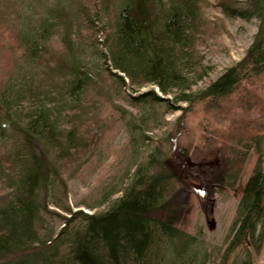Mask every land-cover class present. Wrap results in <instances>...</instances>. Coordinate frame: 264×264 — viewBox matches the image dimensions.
Here are the masks:
<instances>
[{
	"label": "trees",
	"instance_id": "obj_1",
	"mask_svg": "<svg viewBox=\"0 0 264 264\" xmlns=\"http://www.w3.org/2000/svg\"><path fill=\"white\" fill-rule=\"evenodd\" d=\"M202 2L108 0L99 71L70 43L80 27L89 45L98 41L96 10L85 1L41 2L45 16L26 18L18 1H0V179L10 187L0 204V264H191L199 248L189 250L196 239L181 219L195 203L207 208L210 194L232 190L249 151L256 159L214 264H252L251 247L264 240V0L229 5L234 15L255 17L256 30L237 61L192 90L208 73L196 49L209 28ZM56 32L60 48L51 42ZM102 74L118 95L125 86L135 92L124 93L131 104L185 106L121 196L104 210L75 212L81 228L39 240L42 200L60 182L55 163L85 149L83 95ZM146 85L154 87L141 91Z\"/></svg>",
	"mask_w": 264,
	"mask_h": 264
},
{
	"label": "rangeland",
	"instance_id": "obj_2",
	"mask_svg": "<svg viewBox=\"0 0 264 264\" xmlns=\"http://www.w3.org/2000/svg\"><path fill=\"white\" fill-rule=\"evenodd\" d=\"M14 1H18V5L16 4L18 9L23 8L21 15L26 18L36 10L38 12L42 10L41 2L48 5L55 0ZM81 1L88 4L89 12L94 13L96 10L97 15L94 14L92 20L99 28V32L95 29V33L91 35L98 41L93 46L89 45L86 31L84 27H80V32L77 30L73 32L70 43L76 52L78 47L80 48L83 65L86 62L88 66H91L92 62H95L96 68L100 71L102 61L100 51H105L104 33L101 28L106 19L111 18V14L109 16L105 12L108 10L106 8L108 0H95L94 7L89 0ZM246 1L203 0V16L207 18L206 23L209 28L203 35V39L197 41L196 49L208 73L191 87L192 90L206 86L244 54L256 30L258 20L249 14L246 18L234 15L229 11V7L241 9ZM28 4L31 8H27ZM45 13L41 11L39 15L45 16ZM59 36L60 33L56 32L51 41L57 48L61 46ZM83 43H85V49L82 50ZM96 51H99V54ZM1 66L0 61V72ZM109 84L104 74L99 75L96 83L89 86L83 95L81 119L84 120V125H81L80 129L84 133L86 147L55 163L60 182H52L42 200L44 208L40 209L39 217L34 223L39 240L53 239L65 227L81 228L83 222L80 213L75 214V212L92 213L104 210L112 200L121 196L123 189L130 182L132 170L144 161L152 141L172 126L174 119L181 114L180 106H185L184 103H176V106L170 109L162 104H131L124 96V93L135 94L130 87L125 86L123 93L118 95ZM153 87V85H146L140 90ZM49 106L52 104L50 103ZM255 159V153L249 151L234 188L210 194L207 208H199L195 203L192 213L185 214L181 219V226L193 232L196 239V244L190 243L189 250L191 251L194 246L199 248V251L191 258V264L199 262L214 264L217 261L236 216L242 185L249 176ZM9 191L10 187L0 179V204H5L4 196ZM41 195L44 196V191L39 194V198ZM249 256L252 264H264V240L257 248L251 247Z\"/></svg>",
	"mask_w": 264,
	"mask_h": 264
}]
</instances>
